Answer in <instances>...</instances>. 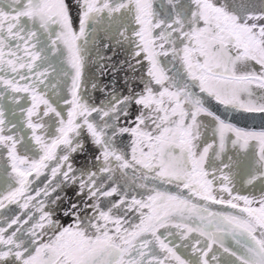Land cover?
<instances>
[{
	"label": "snow or ice",
	"instance_id": "snow-or-ice-1",
	"mask_svg": "<svg viewBox=\"0 0 264 264\" xmlns=\"http://www.w3.org/2000/svg\"><path fill=\"white\" fill-rule=\"evenodd\" d=\"M0 264H264V0H0Z\"/></svg>",
	"mask_w": 264,
	"mask_h": 264
},
{
	"label": "water",
	"instance_id": "water-1",
	"mask_svg": "<svg viewBox=\"0 0 264 264\" xmlns=\"http://www.w3.org/2000/svg\"><path fill=\"white\" fill-rule=\"evenodd\" d=\"M70 5L73 3V0H69ZM76 9L73 7V12L75 13ZM95 72V68L91 67L89 69V76H91L93 73ZM108 80V77L104 78V82L106 83ZM103 94L97 92L95 94V102L99 103L101 100H103ZM233 122H236L238 124H240L241 126H248V127H260L261 125V121L259 119V117L256 118H252V117H244L243 115L240 114H234L233 117ZM83 161V157H79L77 159L78 163H81ZM69 195H71V192H69ZM215 207V206H214Z\"/></svg>",
	"mask_w": 264,
	"mask_h": 264
}]
</instances>
